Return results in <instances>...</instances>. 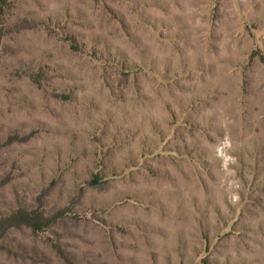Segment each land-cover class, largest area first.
Listing matches in <instances>:
<instances>
[{
    "label": "rangeland",
    "instance_id": "1",
    "mask_svg": "<svg viewBox=\"0 0 264 264\" xmlns=\"http://www.w3.org/2000/svg\"><path fill=\"white\" fill-rule=\"evenodd\" d=\"M0 264H264V0L0 1Z\"/></svg>",
    "mask_w": 264,
    "mask_h": 264
},
{
    "label": "trees",
    "instance_id": "2",
    "mask_svg": "<svg viewBox=\"0 0 264 264\" xmlns=\"http://www.w3.org/2000/svg\"><path fill=\"white\" fill-rule=\"evenodd\" d=\"M4 3L6 0H0ZM43 220L40 216H33L24 210L16 211L11 213L9 216L0 220V251H2L4 241L7 235L8 230L15 229L21 226H25L28 228H37V224H39Z\"/></svg>",
    "mask_w": 264,
    "mask_h": 264
}]
</instances>
